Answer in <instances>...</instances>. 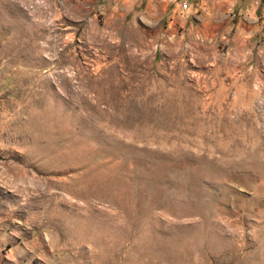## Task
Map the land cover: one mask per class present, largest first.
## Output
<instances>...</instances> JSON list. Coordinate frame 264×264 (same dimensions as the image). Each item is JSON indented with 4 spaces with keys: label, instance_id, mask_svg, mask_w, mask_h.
<instances>
[{
    "label": "rangeland",
    "instance_id": "obj_1",
    "mask_svg": "<svg viewBox=\"0 0 264 264\" xmlns=\"http://www.w3.org/2000/svg\"><path fill=\"white\" fill-rule=\"evenodd\" d=\"M0 264H264V0H0Z\"/></svg>",
    "mask_w": 264,
    "mask_h": 264
}]
</instances>
